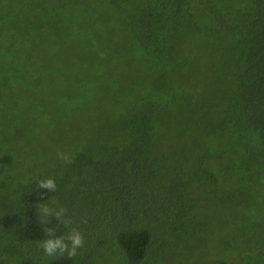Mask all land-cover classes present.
I'll use <instances>...</instances> for the list:
<instances>
[{"label":"trees","instance_id":"1","mask_svg":"<svg viewBox=\"0 0 264 264\" xmlns=\"http://www.w3.org/2000/svg\"><path fill=\"white\" fill-rule=\"evenodd\" d=\"M101 1L132 25L141 47L161 66L184 26L191 42L203 37L212 47L207 85L191 88L199 93L191 102L186 77L173 79L175 88L164 81L147 94L140 112L120 116L72 158L48 165L29 150L11 164L0 158V180L11 188L18 184L0 193V264H101L111 257L122 264H161L172 243L191 250L201 240L206 222L197 191H211L216 204H235L250 196L260 165L264 177V0ZM170 123L182 142L172 161L150 146L157 135L170 138ZM237 157L248 162L237 166ZM227 177L237 179L231 189H225ZM47 178H54L56 192L37 188ZM38 204L67 209L85 236L75 258L48 257L39 247L46 237ZM48 226L57 227V235L68 233L55 218ZM249 250L243 249L244 264H264V252Z\"/></svg>","mask_w":264,"mask_h":264},{"label":"rangeland","instance_id":"2","mask_svg":"<svg viewBox=\"0 0 264 264\" xmlns=\"http://www.w3.org/2000/svg\"><path fill=\"white\" fill-rule=\"evenodd\" d=\"M114 12L111 3L101 0H0V158L5 162L11 164L12 157L27 150L48 165L83 153L120 116L140 112L147 94L164 81L171 80L175 88L178 76L186 77L191 102L199 97L212 61L206 40L200 36L191 42L184 26L169 46L170 61L161 66L141 47L132 25ZM193 86L199 90L191 92ZM170 125V138L157 135L150 146L172 161L182 142L176 125ZM233 161L238 166L248 158ZM262 168L255 170L256 185L246 192L250 196L235 204H216L211 192L197 191L206 222L197 237L201 240L191 250L172 243L161 264H244V248L263 254ZM236 183L224 179L225 189ZM17 185L0 180V193L13 192ZM245 237L260 240L249 243ZM101 264L122 262L111 257Z\"/></svg>","mask_w":264,"mask_h":264},{"label":"clouds","instance_id":"3","mask_svg":"<svg viewBox=\"0 0 264 264\" xmlns=\"http://www.w3.org/2000/svg\"><path fill=\"white\" fill-rule=\"evenodd\" d=\"M58 158H64L63 153H58ZM57 184L54 178L42 179L37 183L38 189H45L48 192H56ZM211 192V191H209ZM212 200H213V193ZM56 201H52L55 205ZM52 205H37L40 224L44 225L43 233L45 239L39 241V247L48 257H64L67 254L68 258H75L78 254V249L85 245V236L78 227L73 226V220L67 216V209L53 207ZM55 218L59 223L63 224L68 229L67 235H57L58 228L50 227L51 219ZM82 222H86L83 220Z\"/></svg>","mask_w":264,"mask_h":264}]
</instances>
